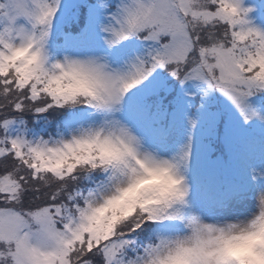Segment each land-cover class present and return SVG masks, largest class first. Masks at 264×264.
<instances>
[{"label":"snow or ice","instance_id":"snow-or-ice-1","mask_svg":"<svg viewBox=\"0 0 264 264\" xmlns=\"http://www.w3.org/2000/svg\"><path fill=\"white\" fill-rule=\"evenodd\" d=\"M0 264H264V0H0Z\"/></svg>","mask_w":264,"mask_h":264}]
</instances>
